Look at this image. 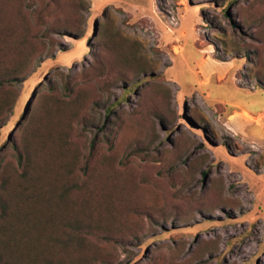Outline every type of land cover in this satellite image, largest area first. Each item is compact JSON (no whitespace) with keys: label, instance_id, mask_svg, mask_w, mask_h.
I'll return each mask as SVG.
<instances>
[{"label":"rangeland","instance_id":"rangeland-1","mask_svg":"<svg viewBox=\"0 0 264 264\" xmlns=\"http://www.w3.org/2000/svg\"><path fill=\"white\" fill-rule=\"evenodd\" d=\"M0 82V264H264V0H0Z\"/></svg>","mask_w":264,"mask_h":264},{"label":"trees","instance_id":"trees-1","mask_svg":"<svg viewBox=\"0 0 264 264\" xmlns=\"http://www.w3.org/2000/svg\"><path fill=\"white\" fill-rule=\"evenodd\" d=\"M16 79H10L9 82H14ZM2 84V82H0V85Z\"/></svg>","mask_w":264,"mask_h":264}]
</instances>
